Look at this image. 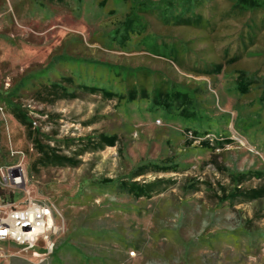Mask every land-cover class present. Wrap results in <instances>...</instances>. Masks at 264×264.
Wrapping results in <instances>:
<instances>
[{
  "label": "rangeland",
  "instance_id": "374dc122",
  "mask_svg": "<svg viewBox=\"0 0 264 264\" xmlns=\"http://www.w3.org/2000/svg\"><path fill=\"white\" fill-rule=\"evenodd\" d=\"M0 1V191L17 203L28 192L60 226L49 256L0 243V264H264V196L227 197L264 189L253 176L264 173V26L247 36L264 11L228 15L233 0H203L207 28L139 13L140 28L125 34L140 0ZM138 69L148 95L128 100L123 73ZM159 81L183 104H154ZM100 136L114 146L93 151ZM51 150L76 164L46 165ZM124 182L152 189L135 198Z\"/></svg>",
  "mask_w": 264,
  "mask_h": 264
},
{
  "label": "trees",
  "instance_id": "16d2710c",
  "mask_svg": "<svg viewBox=\"0 0 264 264\" xmlns=\"http://www.w3.org/2000/svg\"><path fill=\"white\" fill-rule=\"evenodd\" d=\"M60 1V0H57ZM107 0H103L101 2V6H105ZM130 9L128 10L127 14L124 17V21L122 22V30L125 34L132 33L135 30L140 28L141 25V16L139 13H146V14H154L158 19H161L163 22H170L171 20L175 19V23L183 24V25H195L198 27L207 28L210 26V22L208 20H205L203 18V14H201V6L203 0H165L164 2L160 4H150L147 2V0H140L139 2H132L130 1ZM132 5V6H131ZM198 7V12L193 13V11ZM257 11V12H256ZM264 11V0H233V4L231 6V11L229 12L232 14L233 12H236V14H242L245 12H263ZM190 15V16H188ZM260 14L255 15V22H253L252 29L248 28L247 30V36L255 37L254 29H259L258 26L262 27L264 26V15L263 17L259 16ZM177 18V19H176ZM254 28V29H253ZM162 44V49L165 51L166 44L164 42ZM156 44H154L155 47ZM176 48L172 47L169 49L170 53L173 54L174 61H178L179 54L175 50ZM123 80L126 85V92L129 99H133L136 94L139 95L140 98H146L148 95V80H149V74L146 73L143 69H138L134 72L131 71H124L123 73ZM81 90L89 93H101L103 97L106 98H112L115 97L111 92L106 91L104 89H97L94 87L87 88V87H80ZM56 89V85H54L53 90ZM61 91L63 90L62 87L59 86ZM237 89L240 93L246 92V83H242L241 81L238 82ZM55 92V90L53 91ZM66 90L63 91L62 96L63 97H70L73 99V94H65ZM151 98L152 102L158 106L161 105H167L169 101H175L177 105L183 104L185 101V95H181L179 92H174L170 87H168L164 82L159 81L157 84H155V87L152 86L151 88ZM264 99V98H263ZM12 115L13 117L23 126L30 125L24 115H22L17 109H12ZM201 134H204L203 132ZM115 143V137L106 138L103 136L99 137V142L92 144L91 149L93 151H98L103 148V146H114ZM207 144V142L205 143ZM38 146V149L41 151L44 147L40 146L38 143L36 144ZM216 145H222L216 144ZM86 147V146H84ZM49 148V147H47ZM87 149V148H83ZM84 151V150H83ZM43 154V159L46 161V165H57V166H65V165H75L76 163L72 164L73 162L69 159L57 156L53 150H51V153L47 155L46 153ZM4 160V155H2V158H0V167L1 163ZM145 167L137 168L134 172L131 174V179L134 180L137 177L143 175L146 172ZM253 176L256 177H264V173H255ZM246 178V174H239L236 177L233 178V181L235 185L238 187ZM102 185H109L111 183L110 180L102 179L101 180ZM127 191L133 195L135 198H140L146 195L148 191H150L152 188L151 186H142L135 182L130 183H123L121 184ZM0 195L2 199L5 201H12L13 197L12 195H9L8 197H5L2 192L0 191ZM241 197L244 200H255L260 199L264 196V189H257L253 191H246V192H240L236 187L234 188L233 192L228 194V199H236Z\"/></svg>",
  "mask_w": 264,
  "mask_h": 264
},
{
  "label": "built area",
  "instance_id": "2783aa9c",
  "mask_svg": "<svg viewBox=\"0 0 264 264\" xmlns=\"http://www.w3.org/2000/svg\"><path fill=\"white\" fill-rule=\"evenodd\" d=\"M35 126L36 122H32L33 129ZM9 177L11 185L19 186L24 176L22 172H17ZM53 209L34 201L28 192L24 193L18 203L15 196L12 201L0 199V243L17 246L22 251H31L36 256H49L54 248V242L50 238L60 229L53 222ZM5 258L4 248L0 246V261Z\"/></svg>",
  "mask_w": 264,
  "mask_h": 264
},
{
  "label": "bare ground",
  "instance_id": "6f19581e",
  "mask_svg": "<svg viewBox=\"0 0 264 264\" xmlns=\"http://www.w3.org/2000/svg\"><path fill=\"white\" fill-rule=\"evenodd\" d=\"M21 182H23V179H21ZM49 224H51V219H49Z\"/></svg>",
  "mask_w": 264,
  "mask_h": 264
},
{
  "label": "crops",
  "instance_id": "0c3cea01",
  "mask_svg": "<svg viewBox=\"0 0 264 264\" xmlns=\"http://www.w3.org/2000/svg\"><path fill=\"white\" fill-rule=\"evenodd\" d=\"M1 2V1H0ZM12 114V113H11ZM13 116V115H12ZM14 118V117H13ZM15 119V118H14ZM16 120V119H15ZM17 121V120H16ZM18 122V121H17Z\"/></svg>",
  "mask_w": 264,
  "mask_h": 264
}]
</instances>
